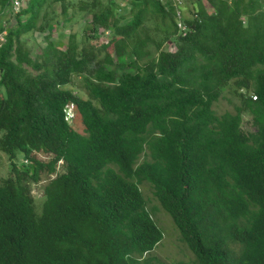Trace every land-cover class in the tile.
I'll return each mask as SVG.
<instances>
[{
    "label": "trees",
    "instance_id": "trees-1",
    "mask_svg": "<svg viewBox=\"0 0 264 264\" xmlns=\"http://www.w3.org/2000/svg\"><path fill=\"white\" fill-rule=\"evenodd\" d=\"M134 1L126 21L94 0L81 43L51 40L48 12L38 27L41 2L0 20V264H140L164 238L143 182L199 264H264V0H198L186 35L171 1ZM46 30L34 53L25 35ZM226 91L239 102L219 115Z\"/></svg>",
    "mask_w": 264,
    "mask_h": 264
},
{
    "label": "rangeland",
    "instance_id": "rangeland-1",
    "mask_svg": "<svg viewBox=\"0 0 264 264\" xmlns=\"http://www.w3.org/2000/svg\"><path fill=\"white\" fill-rule=\"evenodd\" d=\"M101 2L102 6L99 5L101 9H103L104 5H108V0H98ZM163 4L168 5L167 3L171 0H158ZM198 0H183V5L181 7L182 13L186 19H196V14H192L190 11L195 3ZM38 4L41 2V16L38 21V27L42 25L45 20L43 19V15L48 12V19L51 23L50 31L51 37L53 41H57L60 45L63 43L64 45L68 44L70 41V35L74 34L78 38V41L82 42V36L85 34V30L88 28V33L90 31L91 25V13L90 10L93 7L94 0H30L27 6H30L32 3ZM95 3V2H94ZM88 4L89 7H85V11H81V8ZM116 6V11L119 14H123L129 17L126 21L132 19L138 12L140 8L134 9L135 1L134 0H115L114 2ZM66 5L68 19L64 15L63 6ZM173 6V5H172ZM143 8V6H142ZM1 13V12H0ZM136 13V14H135ZM29 15L24 18L27 20ZM15 16H10L8 13L0 16V20L3 21L2 27L9 28L11 25H14ZM147 25L153 27V24L147 22ZM87 27V28H86ZM85 29V30H84ZM48 30L46 31H36L32 34L25 35V38L28 39L27 44L32 48L34 53L40 51L41 48L45 47L46 40L45 37L47 35ZM182 32V31H181ZM100 39H91V43L94 47H100L103 44H107L109 40L112 38V33H105V31H101ZM91 34V33H90ZM24 38V39H25ZM166 49L174 48V44L168 42L166 44ZM78 81L76 80V84L78 85ZM73 86H67V88L72 89ZM77 93L83 97H86L84 93L81 91H77ZM227 97V98H226ZM231 99L232 102L228 101ZM239 102L237 97H234L230 91L225 92V98H222L215 104V110L219 115H222L226 112H235L234 103L237 104ZM70 115L68 118H71L72 124L75 129L79 132L84 133V128L81 125L80 121H75L77 118H74L72 114V109L69 110ZM243 129L247 133H252L254 131V127L251 122V116L245 115L243 122ZM38 157L44 161L49 160L44 154L38 155ZM10 167H9V159L6 154H4L0 150V180L9 176ZM64 167L62 164L58 166V173H63ZM55 175H43L42 180L39 183H30L32 196L36 205V212L39 214L42 213L45 197L44 190L46 185L53 179ZM141 190L145 196L147 202V208L150 213L153 215V218L157 225L161 228L164 238L160 242V244L150 253L144 255L141 259L142 262L140 264H199L195 255L190 251L188 246L181 240L180 232L176 227L172 217L169 213H167L161 206L160 202L156 198L154 194V190L150 183L143 182L140 184ZM147 262V263H146Z\"/></svg>",
    "mask_w": 264,
    "mask_h": 264
},
{
    "label": "built area",
    "instance_id": "built-area-1",
    "mask_svg": "<svg viewBox=\"0 0 264 264\" xmlns=\"http://www.w3.org/2000/svg\"><path fill=\"white\" fill-rule=\"evenodd\" d=\"M29 1L30 0H10L5 14L8 13L10 16L18 15L21 11L28 8L27 5ZM171 3L173 5V8H175V11H176V21H177L179 31L180 32L182 31L181 33L183 35H186L187 27L184 24L185 18L182 13V9H181L183 5V0H171ZM0 10H1V5H0ZM6 36H7V30L2 31V32L0 31V48L7 42ZM256 98L257 97H254V99Z\"/></svg>",
    "mask_w": 264,
    "mask_h": 264
},
{
    "label": "clouds",
    "instance_id": "clouds-1",
    "mask_svg": "<svg viewBox=\"0 0 264 264\" xmlns=\"http://www.w3.org/2000/svg\"><path fill=\"white\" fill-rule=\"evenodd\" d=\"M255 97H256V96H255ZM253 99H254V97H253ZM256 99H257V98H256ZM256 99H254V100H256ZM70 109H72V108H69V110H70ZM72 110H73V109H72ZM140 188H141V187H140ZM38 214H39V213H38ZM190 251H191V250H190ZM191 252H192V251H191ZM148 253H149V252H148ZM148 253H146V254H148ZM146 254H145V255H146ZM143 256H144V255H143Z\"/></svg>",
    "mask_w": 264,
    "mask_h": 264
}]
</instances>
